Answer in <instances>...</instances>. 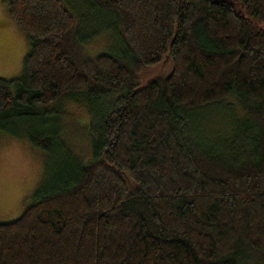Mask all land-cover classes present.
Returning <instances> with one entry per match:
<instances>
[{
  "label": "trees",
  "instance_id": "1",
  "mask_svg": "<svg viewBox=\"0 0 264 264\" xmlns=\"http://www.w3.org/2000/svg\"><path fill=\"white\" fill-rule=\"evenodd\" d=\"M6 2L31 49L0 78V130L46 158L0 222V264H264V0H80L91 19L67 0ZM108 27L114 48L87 54ZM230 97L242 115L198 132L196 112ZM66 99L89 110L87 160L39 115Z\"/></svg>",
  "mask_w": 264,
  "mask_h": 264
},
{
  "label": "rangeland",
  "instance_id": "2",
  "mask_svg": "<svg viewBox=\"0 0 264 264\" xmlns=\"http://www.w3.org/2000/svg\"><path fill=\"white\" fill-rule=\"evenodd\" d=\"M67 2L73 10L91 19L82 9L80 0ZM115 21L118 22L116 18ZM111 22V16L103 14V19L99 17L96 24H90L85 33L90 34L96 27L102 28ZM116 30L120 34L118 27ZM115 34V30L109 27L100 34L97 33L85 44V52L96 55L111 51L116 45ZM30 49L31 38L28 33L12 18L6 0H0V78L10 80L21 77L24 60ZM171 69L172 63L168 60L149 68L143 77L147 79L166 74ZM116 95L117 93H114L112 97ZM47 109V112L46 110L40 112V117L58 119L63 130V139L79 156L85 160L89 159L91 144L88 135L90 120L87 107L66 99L61 104ZM234 115L241 116L242 112L238 100L236 102L235 98L230 97L199 109L193 117L194 127L202 135H206L205 137H216L227 130ZM45 158L46 151L32 144L28 138L17 137L0 130V222L13 221L22 215L27 202L44 181Z\"/></svg>",
  "mask_w": 264,
  "mask_h": 264
}]
</instances>
